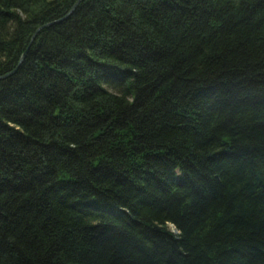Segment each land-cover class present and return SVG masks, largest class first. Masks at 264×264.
<instances>
[{"label":"trees","instance_id":"1","mask_svg":"<svg viewBox=\"0 0 264 264\" xmlns=\"http://www.w3.org/2000/svg\"><path fill=\"white\" fill-rule=\"evenodd\" d=\"M75 1L0 0V264H264V0Z\"/></svg>","mask_w":264,"mask_h":264},{"label":"water","instance_id":"2","mask_svg":"<svg viewBox=\"0 0 264 264\" xmlns=\"http://www.w3.org/2000/svg\"><path fill=\"white\" fill-rule=\"evenodd\" d=\"M81 0H76L73 4H72V6H71V8H70V10L67 12V14L64 16V17H66L75 7H76V5L78 4V2H80ZM40 28V27H39ZM38 28V29H39ZM37 31V30H36ZM35 31V32H36ZM34 35H35V33L32 35V37H31V39L34 37ZM22 57H23V53L21 54V56H20V58H19V60H18V64H19V62L21 61V59H22ZM15 69V68H14ZM14 69L12 70V71H10V72H8V73H5V74H1L0 75V79H3V78H5V77H7L8 75H10L13 71H14ZM172 232H174V231H172Z\"/></svg>","mask_w":264,"mask_h":264}]
</instances>
